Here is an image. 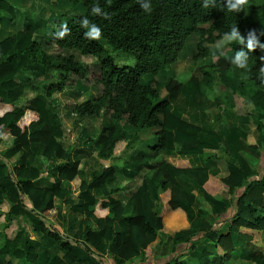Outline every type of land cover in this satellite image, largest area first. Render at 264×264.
<instances>
[{
    "label": "trees",
    "instance_id": "trees-1",
    "mask_svg": "<svg viewBox=\"0 0 264 264\" xmlns=\"http://www.w3.org/2000/svg\"><path fill=\"white\" fill-rule=\"evenodd\" d=\"M69 1L80 9L81 14L71 17L61 15L60 19H66L70 32L62 39L56 34L53 43L62 50L93 57L97 66H87L77 61L73 55H49L34 40L36 29L33 26H28L26 32L14 34L0 43V90L5 94V97L0 96V137L9 132L15 137V151L22 152L21 166L15 171V176L4 175L8 165L0 159V201L8 202L10 208L18 202L25 210H31L25 203L27 197L33 209L41 214V218H55V197L71 204L68 198L70 187H60L62 180L71 182L77 176L78 163L73 164L71 152L63 150L56 142L54 127L44 100L49 101L58 93L74 89L78 81L101 89L96 100L73 106L74 114L80 119L96 115L100 107L109 113L112 123L125 124L134 129L136 134L146 129H158L156 145L149 149L152 154L164 150H176L179 154H204L209 146L212 149L200 128L176 117L169 109V102L162 100L156 89L143 84L145 77H156L176 63L186 44L192 41H189L192 36L197 38V54L193 61L210 59V64L201 68L203 84L209 89H214L216 85L229 87L227 74L234 72L235 79L240 81L242 87L253 84L252 104L264 110V82L259 78V68L264 66V49L257 48L249 54V71L245 73L241 69H234L228 58L210 57V51L205 47L215 44L234 24L244 35L249 30H255L261 43H264V8L256 16H250L251 0H247L244 11L237 14L228 12L223 0H216L215 5L208 8L203 7V0H153L150 13L143 12L137 0H99L101 7L110 14V19L107 20L90 15L91 0ZM2 9L10 14L12 21L15 20V12L10 4L0 2V10ZM84 16L100 26V39L91 41L83 36L84 29L80 28L78 21ZM208 24V29L202 28ZM61 25V21L55 22L57 33L62 31ZM241 47L232 44L228 46V51L234 55ZM113 53L132 58L134 65L121 66L112 56ZM20 72H43L44 79L50 82L47 87L38 91V98L26 103L25 109L15 106L25 90L18 78ZM28 85L35 87L31 80H28ZM181 87L176 80L166 81V91L174 96L181 91ZM217 102L218 105L221 104ZM224 122V115H220L218 123L223 125ZM112 123L101 129L100 141L107 132L111 136L107 147L98 153V157L104 161L119 152L128 151L137 139L111 135ZM38 124H41V128L36 129ZM257 133L264 134L261 119L257 122ZM242 139L248 150L260 149L255 136L242 134ZM37 143L45 147L43 158L46 163L55 158L66 161L65 164L52 168L58 173V179L51 190L36 188L33 182L42 174L38 169L26 166L27 159L32 156L33 146ZM222 153L218 158L227 162L229 176L221 180H198V183L208 201L217 203L218 207L224 206L223 200H231L238 191H243L237 201L239 211L236 216L227 219L228 234L220 235L215 226L208 229L206 238L215 244L216 254L204 251L198 257V264H228L235 252L231 234H239L242 229L249 231L251 237L258 238L264 244V175L257 184H246L236 159L226 151ZM136 163L148 165L144 158ZM148 166L152 176L161 179L158 196L162 205L154 211L151 194L146 193L140 198L138 215L126 219L130 227L127 242H123L121 235L115 234L112 227L113 222L123 219L124 214L123 205L112 198L116 191H109L107 188L116 180L115 169L108 167L94 172L91 182L81 185L80 199L84 195L89 199L91 190L100 192L97 199L88 205V209L95 206L89 217L95 219L100 230L97 233L87 230V241L93 245L102 239L111 242L110 251L116 256L118 264L132 260L146 249L156 239L157 232L173 235L176 230H181L190 240L196 236L193 227L188 225L186 229L182 228L187 224L182 205L194 204V198L172 185L170 177V174L187 175L195 179V171L185 163L175 167L168 164ZM0 223L5 226L6 241H10L18 228L11 211L4 208L0 211ZM40 229L66 253L73 252L78 246V243L65 237L58 227H48L42 219ZM189 241L183 238L179 242ZM14 256L36 261V258H32L36 256L32 249L17 250ZM49 264H61V260L55 257ZM255 264H264V256Z\"/></svg>",
    "mask_w": 264,
    "mask_h": 264
},
{
    "label": "crops",
    "instance_id": "crops-1",
    "mask_svg": "<svg viewBox=\"0 0 264 264\" xmlns=\"http://www.w3.org/2000/svg\"><path fill=\"white\" fill-rule=\"evenodd\" d=\"M0 2L10 4L15 12V20L12 21L8 12L0 10V43L14 34L26 32L28 26H33L36 29L34 40L40 43L49 55L70 56L69 50H62L53 43L58 32L55 22L59 20L62 24H66V19H60L61 15L65 14L71 17L81 14L80 9L69 0H0ZM191 38L194 40L190 44H186L178 61L168 66L158 76L147 77L145 85L156 89L160 98L169 102V109L176 117L200 128L212 149L209 146L204 154H179L176 150H164L152 154L149 149L156 145L158 129H146L136 134L134 129L125 124L112 123L109 113L100 107L96 115L80 119L78 115L74 114L73 106L96 100L101 89L78 81L74 89L58 93L49 101L44 100L54 127L53 135L56 142L63 150L71 152L73 164L78 163L77 176L71 182L62 180L60 187L61 189H65L67 185L70 187L68 198L71 204L55 197L56 217L44 216L41 218V214L33 209L27 197L25 203L31 210H25L18 202L10 208L8 202L0 201V211L3 208L8 212L11 211L12 218L18 226L13 238L6 241L5 226L0 223V264H49L55 257L61 260V264H118L116 256L110 251L111 242L102 239L101 242L93 245L87 241L85 236L87 230L93 233L100 230L95 219L89 217V213L95 206L88 209V205L97 199L100 192L96 189L91 190L89 199L85 195L80 199L81 185L90 183L94 172L102 171L108 167L115 169L116 180L107 188L109 191H116L112 194V198L120 201L124 207V214L123 219L114 221L112 227L114 233L120 234L122 241L127 242L130 227L126 223V219L138 215L140 198L146 193L151 194L154 211L161 208L162 205L158 196L161 179L152 176L148 168V165L151 164H168L175 167L180 163H185L195 171L197 179L187 175L174 174H170V177L172 185L194 198V204L182 205L187 221V224L182 228L186 229L188 225L193 227L196 236L190 240L189 236L186 237L180 232L181 230H176L173 235L157 232L154 242L124 264H198V257L204 251L216 254L215 244L206 238L207 231L210 227L215 226L218 227L220 235L228 234L227 219L238 213L237 201L243 191H238L236 197L231 200H223L224 206L218 207L217 203L208 201L198 180H221L229 176L227 162L218 158L223 155L222 151H226L239 163L246 184H257L261 180L264 175V134L257 133V122L258 119H261L264 125V118H261V112L264 110L262 111L252 104L253 84L249 83L242 87L240 81L235 79V75L233 76L237 85L233 93L228 88L225 92L217 91L219 85H216L214 89H209L203 84L201 68L206 64L199 68V77L194 83L192 81L193 65L203 63L205 60L193 61L197 54V38L192 36L189 39ZM216 43L205 45L210 51V57H213L210 47L214 49ZM227 52L232 54L228 48ZM73 56L76 58V55L73 54ZM220 57L231 60L230 55H221ZM88 59L91 57L88 56ZM233 68L236 69V66L233 65ZM232 73L234 74V72ZM18 78L25 90L15 104L17 108L25 109L26 103L38 98V91L50 84L44 79L43 72H20ZM169 79L178 81L182 86L177 96L170 94L165 89L166 81ZM28 80L34 83V88L28 85ZM228 80L230 82L232 78L228 77ZM89 94L92 95V99L86 100V95ZM0 96L5 97L1 90ZM217 101L221 104L218 105ZM220 115H224L226 119L223 125L218 123ZM111 123L113 126L111 135H123L137 139L131 149L119 152L111 159L104 161L98 157V153L107 147L111 136L109 137V132H107L100 141L101 129L104 125H111ZM39 128H41V124L36 126V129ZM242 134L255 136L260 149L248 150L242 139ZM14 141L15 137L9 132L0 137V159H3L8 165V169L4 172L5 176L9 174L15 176V171L21 166L22 152L15 151ZM44 150L43 144H35L32 156L27 159L26 166L36 168L42 174L38 180L33 182L36 188L51 190L58 179V173L52 168L63 165L66 161L55 158L46 163L43 158ZM142 158L148 165L136 163ZM41 219L48 227H58L65 237L78 243L74 251L66 253L47 237L40 229ZM231 237L235 252L228 264H255L263 258L264 244L258 238L251 237L249 231L242 229L239 234H231ZM183 238L190 241L180 243L179 241ZM28 249L35 252L36 256L32 257L36 258L35 262H31V259L23 260L14 256L15 251H27Z\"/></svg>",
    "mask_w": 264,
    "mask_h": 264
},
{
    "label": "clouds",
    "instance_id": "clouds-1",
    "mask_svg": "<svg viewBox=\"0 0 264 264\" xmlns=\"http://www.w3.org/2000/svg\"><path fill=\"white\" fill-rule=\"evenodd\" d=\"M153 0H137L140 9L145 13H150L152 10ZM247 0H223L224 8L228 12L240 13L244 11ZM216 0H203V7L208 8L210 5L214 6ZM90 15L100 17L102 19H110V14L105 11L99 0H91ZM80 28L84 29L83 36L91 41L101 38L102 30L100 26L89 19L88 16L81 17L78 21ZM62 31L57 33L59 38H63L70 32L67 24L61 25ZM236 44L242 47L234 52L230 63L236 68L243 70L245 73L249 71V54L257 48L264 49V43H261L259 36L255 30H249L246 35L242 34L237 25L231 26L230 30L224 32L221 38L217 41L213 49V57L223 55V50L229 45ZM259 78L264 82V66L259 68Z\"/></svg>",
    "mask_w": 264,
    "mask_h": 264
},
{
    "label": "rangeland",
    "instance_id": "rangeland-1",
    "mask_svg": "<svg viewBox=\"0 0 264 264\" xmlns=\"http://www.w3.org/2000/svg\"><path fill=\"white\" fill-rule=\"evenodd\" d=\"M73 4V3H72ZM250 7H252V8H250L249 9V12H250V16H252V17H254V16H256L257 15V13H258V11H260V9H262V8H264V0H251V4H250ZM210 27V25L208 24V25H205V26H203L202 28H204V29H208ZM190 40H194V38H191V39H189V41ZM192 42V41H191ZM187 47H189V46H187ZM227 48L228 47H226L224 50H223V55L222 56H228V55H230V57H232L233 56V54H231V53H228L227 52ZM210 49H211V51H212V53H211V55H213V47H210ZM76 55V58H77V61H79V62H82V63H84V64H86L87 66H90V65H93V64H97V62H96V60L94 59V58H92L91 57V59H88V56H82L79 52H76V51H70V56L71 55ZM112 56L116 59V62L118 63V64H120L121 66L122 65H124V66H133L134 65V60L132 59V58H128V57H126L125 55H123V54H119V53H113L112 54ZM219 56H221V55H219ZM197 64V63H196ZM203 64H207V65H209L210 64V59H208V60H205L203 63H198L197 65H193V73H192V81H194V83H196L197 82V80H198V77H199V68L201 67V66H203ZM97 66V65H96ZM205 66V65H204ZM29 75H31V74H29ZM228 75V77H229V79H231L232 78V81H230V86L229 87H225V86H223V85H219V86H217L218 88V90L217 91H223V92H225L227 89L226 88H228L232 93L234 92V88H235V86L237 85V82L234 80V74L233 73H228L227 74ZM32 76H34V75H32ZM31 76V77H32ZM146 78L147 77H145L144 79H143V83L144 84H146L147 82H146ZM222 92V93H223ZM222 93H220V95L222 94ZM178 95V94H177ZM176 95V96H177ZM222 96V95H221ZM89 98H91L92 99V95L91 94H89V95H86V100H88ZM263 111V110H262ZM261 118H264V111L263 112H261Z\"/></svg>",
    "mask_w": 264,
    "mask_h": 264
}]
</instances>
